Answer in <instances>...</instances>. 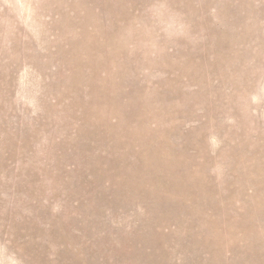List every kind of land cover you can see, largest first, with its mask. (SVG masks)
<instances>
[{"label": "rangeland", "instance_id": "1", "mask_svg": "<svg viewBox=\"0 0 264 264\" xmlns=\"http://www.w3.org/2000/svg\"><path fill=\"white\" fill-rule=\"evenodd\" d=\"M0 264H264V0H0Z\"/></svg>", "mask_w": 264, "mask_h": 264}]
</instances>
